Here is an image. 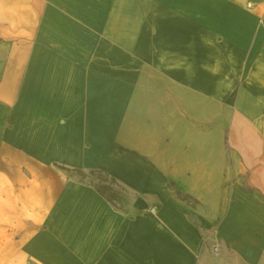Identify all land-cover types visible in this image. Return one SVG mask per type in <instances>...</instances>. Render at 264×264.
<instances>
[{
  "label": "crops",
  "instance_id": "obj_1",
  "mask_svg": "<svg viewBox=\"0 0 264 264\" xmlns=\"http://www.w3.org/2000/svg\"><path fill=\"white\" fill-rule=\"evenodd\" d=\"M0 264H264V0H0Z\"/></svg>",
  "mask_w": 264,
  "mask_h": 264
},
{
  "label": "rangeland",
  "instance_id": "obj_2",
  "mask_svg": "<svg viewBox=\"0 0 264 264\" xmlns=\"http://www.w3.org/2000/svg\"><path fill=\"white\" fill-rule=\"evenodd\" d=\"M83 175H78L76 172L70 174L73 177L91 185L93 188L99 189V191L108 199H111L112 203L121 209H126L129 205L133 194L119 181L112 179L108 174L102 171H81Z\"/></svg>",
  "mask_w": 264,
  "mask_h": 264
},
{
  "label": "trees",
  "instance_id": "obj_3",
  "mask_svg": "<svg viewBox=\"0 0 264 264\" xmlns=\"http://www.w3.org/2000/svg\"><path fill=\"white\" fill-rule=\"evenodd\" d=\"M78 175H83V173L81 172V171H79V170H77V171H75ZM172 188H173V190H174V194H175V196L179 199V200H181V201H183V202H186V203H192L193 202V199L190 197V196H188V195H186V194H183L178 188H176L175 187V185L174 184H172ZM96 189V188H95ZM96 191L100 194V195H102L108 202H110L114 207H116L113 203H112V201H111V199H108L107 197H105L100 191H99V189H96ZM117 209H120V210H122L121 208H118V207H116Z\"/></svg>",
  "mask_w": 264,
  "mask_h": 264
}]
</instances>
